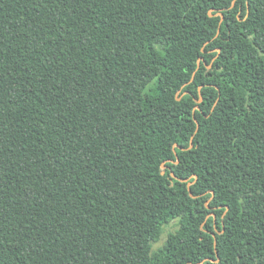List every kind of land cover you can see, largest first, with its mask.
Listing matches in <instances>:
<instances>
[{"label":"trees","instance_id":"trees-1","mask_svg":"<svg viewBox=\"0 0 264 264\" xmlns=\"http://www.w3.org/2000/svg\"><path fill=\"white\" fill-rule=\"evenodd\" d=\"M0 264H264V0H0Z\"/></svg>","mask_w":264,"mask_h":264},{"label":"water","instance_id":"water-1","mask_svg":"<svg viewBox=\"0 0 264 264\" xmlns=\"http://www.w3.org/2000/svg\"><path fill=\"white\" fill-rule=\"evenodd\" d=\"M199 68H200V62H199ZM180 100V99H179ZM199 127V126H198Z\"/></svg>","mask_w":264,"mask_h":264}]
</instances>
